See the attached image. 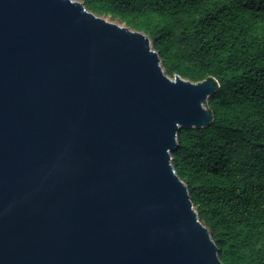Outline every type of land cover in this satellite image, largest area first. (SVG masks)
I'll return each mask as SVG.
<instances>
[{
	"label": "water",
	"instance_id": "95a60500",
	"mask_svg": "<svg viewBox=\"0 0 264 264\" xmlns=\"http://www.w3.org/2000/svg\"><path fill=\"white\" fill-rule=\"evenodd\" d=\"M214 78L77 0H0V264H222L170 153Z\"/></svg>",
	"mask_w": 264,
	"mask_h": 264
},
{
	"label": "trees",
	"instance_id": "16d2710c",
	"mask_svg": "<svg viewBox=\"0 0 264 264\" xmlns=\"http://www.w3.org/2000/svg\"><path fill=\"white\" fill-rule=\"evenodd\" d=\"M145 34L169 78L219 85L170 153L222 264H264V0H77Z\"/></svg>",
	"mask_w": 264,
	"mask_h": 264
},
{
	"label": "rangeland",
	"instance_id": "374dc122",
	"mask_svg": "<svg viewBox=\"0 0 264 264\" xmlns=\"http://www.w3.org/2000/svg\"><path fill=\"white\" fill-rule=\"evenodd\" d=\"M105 19H106L107 21H109V18H108V17H106ZM113 23H116V24H119V25L123 26V24L119 23L118 21H114Z\"/></svg>",
	"mask_w": 264,
	"mask_h": 264
}]
</instances>
